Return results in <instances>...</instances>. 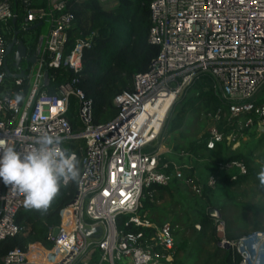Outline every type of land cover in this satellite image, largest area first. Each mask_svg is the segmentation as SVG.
I'll return each instance as SVG.
<instances>
[{"label": "built area", "instance_id": "1", "mask_svg": "<svg viewBox=\"0 0 264 264\" xmlns=\"http://www.w3.org/2000/svg\"><path fill=\"white\" fill-rule=\"evenodd\" d=\"M80 1L83 0L0 3V142L14 145L24 154L35 147L38 136L47 132L63 138L60 147L66 153L76 158V151L83 153L78 160L80 176L75 196L60 211L59 225L48 227L47 241L52 247L14 249L0 262L174 264V228L166 222L156 225L141 216V201L154 203L152 187L174 182L201 197L204 188L216 187L219 176L211 174L201 182L166 161L161 153L166 120L185 90L207 77L210 89L223 106L202 114L209 123L207 150L224 141L229 145L233 133L244 129L264 133V0H151L148 42L159 49L158 55L145 73L133 76L132 91L113 98V116L99 124L94 123L91 102L73 87L76 80L50 75L59 69L78 74L83 51L92 47L98 37L93 32L77 38L66 54L73 26V16L66 8ZM108 1L98 0L101 5ZM12 3L19 5L17 11ZM19 14L22 21L15 31L11 22L17 21ZM45 24L48 33L41 37L39 31ZM12 30L26 53L33 48L35 62L25 71V79H10L4 72L6 32ZM31 34L35 39L27 48L25 36ZM24 83L27 91L23 94ZM50 84L51 94L45 91ZM223 119L235 126L227 136L217 127ZM217 169L234 171L231 180L247 172L240 161L218 164ZM25 210L31 209L24 207L22 194L0 183V242L19 233L15 218ZM87 231L94 232L91 238ZM252 238L253 235L242 237L236 246L222 235L220 251L231 250L238 255L242 252L240 264H251L250 253L258 251L254 253L250 247ZM35 249L36 254L31 253Z\"/></svg>", "mask_w": 264, "mask_h": 264}, {"label": "trees", "instance_id": "2", "mask_svg": "<svg viewBox=\"0 0 264 264\" xmlns=\"http://www.w3.org/2000/svg\"><path fill=\"white\" fill-rule=\"evenodd\" d=\"M3 1L6 0H0V3ZM113 1L115 5L110 10H105L98 0H83L68 5L66 10L73 16V26L69 32L66 54L73 48L77 38H85L93 32H97L98 37L92 47L83 51L82 67L78 74L74 75L61 69L50 72V75L54 74L56 79L67 78L70 80L74 78L76 80L73 83V87L91 102L95 124L108 121L113 116V98L122 92L132 91L133 76L145 73L159 52L156 46L148 42V33L151 25L149 10L151 0ZM12 6L15 11L18 10V4L12 3ZM21 21L22 16L19 14L17 15L15 26L11 23L15 31L19 30ZM13 31L6 36L8 43L15 32ZM32 53L33 48L31 47L28 49V54L31 55ZM11 72H14L13 67ZM51 87L52 85L50 84L45 91L51 94ZM21 88L23 89V94L26 93V83ZM23 94L19 96L21 97ZM261 95L264 96V89ZM71 104L74 105L73 102ZM174 106L177 108L175 115H172L173 112L171 110L165 123V132L169 135L179 134L186 116L197 110L207 113L214 112L219 108L223 109V106L210 89V82L207 77L201 78L200 81H196L187 88ZM73 112L74 108L71 109V113ZM74 123L73 121V126ZM217 127L219 132L227 136L235 126L232 122L228 123L226 119H223ZM251 132L247 129L242 131L247 136ZM206 139L207 135H204L200 140L192 141L185 146L174 144L173 150L181 151L194 160L203 162L209 175L215 174L219 176L217 184L219 183L225 190L244 184L249 178L257 175V171L254 168L255 163L251 156L241 151L230 152V148L225 141L217 144L214 149L207 150L205 147ZM69 149L72 150L73 147L70 146ZM76 154L78 161L83 153L76 151ZM230 161L242 162L247 170L246 175L237 176L235 180H231L232 175L236 174L234 171L218 172V164ZM78 167L80 170L79 164ZM186 175L194 177L192 170ZM77 182L78 180L76 182L70 181L66 185L62 184L47 210L31 209L20 211L15 218V224L20 231L14 237L0 242V259L14 249L26 251L30 245H41L46 249H50L52 243L47 241L48 227L59 225V213L74 198ZM176 183L178 182H174L169 186L154 185L152 189L155 191V202L141 201L139 214L145 216V218L156 225L161 226L164 224L166 215L162 211H158L156 203L164 195L171 194L172 187ZM211 191L204 188L202 195L205 196ZM236 205L244 212L251 211L254 217L264 214V205ZM118 224L120 226V222ZM177 224H179V221L175 219L171 226L174 227ZM199 224L197 231L201 229V233L194 242L193 251L196 250V253L194 254L193 263H197L203 258L200 261L201 264H240L241 258L235 252L231 250L220 251L217 228L213 225L209 215L202 214ZM129 231L137 230L130 228ZM225 237L228 240L237 238L228 229H226ZM211 244L213 252L206 253L203 257L202 249L209 247ZM186 246L183 245L182 247L185 248ZM176 247L177 256L174 264H185V257H180L179 248L177 245ZM189 255H191V251Z\"/></svg>", "mask_w": 264, "mask_h": 264}, {"label": "rangeland", "instance_id": "3", "mask_svg": "<svg viewBox=\"0 0 264 264\" xmlns=\"http://www.w3.org/2000/svg\"><path fill=\"white\" fill-rule=\"evenodd\" d=\"M114 5L115 2L110 0L102 6L105 10H110ZM48 29V25L45 24L39 31V36L45 37L48 33ZM8 35L9 32H6V36ZM34 39L35 34L25 36L27 48L33 44ZM173 107L172 115L174 116L177 108L176 106ZM202 114L203 112L198 110L189 114L186 116L179 134L169 135L166 132V135L164 136L163 133L161 137L163 143L161 153L165 156L166 161L172 162L178 166L184 175L192 170L194 177L201 182L205 181L209 175L203 162L196 161L181 151H174L173 145L178 144L180 146H185L192 141L200 140L207 134L209 123L202 117ZM109 119H111V117ZM230 140L229 145L226 144L229 146L230 152L241 151L251 156L254 160V168L257 171L255 177L249 178L244 184L235 186L229 190H225L218 183L209 194L205 196L202 195L201 197L195 196L188 188L178 182L172 187L171 194L164 195L163 198L156 203L158 211L160 210L165 213L166 223L172 225L175 219L179 221V224L175 225L173 228L175 230V242L179 248L180 257L183 256L186 259L185 264H201L200 261L203 259H200L197 263H193L194 254L196 253V250L193 251V247L196 238L199 237L198 235L201 233V229L200 231L197 230L198 226H200L199 221L202 218V214L210 216L213 225L220 231H217L218 237L225 235L226 229L237 237L232 239V241L236 243V246H238V242L242 237H251L254 234L255 241H264V239H262V237L264 238V214L262 213L254 217L251 211L244 212L236 205H264V186H261L258 179V173L261 169H264V134H259L255 130H252L248 136L244 135L242 132H235ZM81 144H84V141H82ZM211 213H213L212 216ZM215 214H217L219 218L214 217ZM220 224L221 226H219ZM255 241H252L250 246L254 253L258 250V247L256 248L257 241ZM183 245H187L188 247L186 246L183 248ZM236 250L238 249L236 248ZM190 251L191 255H189ZM212 252V244L202 249L203 257L206 253ZM240 255L242 256V252H240ZM256 255H258V258H255ZM241 256L240 258L242 259ZM249 257L251 263L253 260L257 263L259 262L260 257L258 253L255 255L250 253Z\"/></svg>", "mask_w": 264, "mask_h": 264}, {"label": "clouds", "instance_id": "4", "mask_svg": "<svg viewBox=\"0 0 264 264\" xmlns=\"http://www.w3.org/2000/svg\"><path fill=\"white\" fill-rule=\"evenodd\" d=\"M62 142L61 136L45 132L35 139V147L24 154L14 145L0 142V183L11 185L22 194L26 209L47 210L62 184L78 180L77 158L62 150ZM258 179L264 186V169Z\"/></svg>", "mask_w": 264, "mask_h": 264}, {"label": "water", "instance_id": "5", "mask_svg": "<svg viewBox=\"0 0 264 264\" xmlns=\"http://www.w3.org/2000/svg\"><path fill=\"white\" fill-rule=\"evenodd\" d=\"M12 25H15L16 21L15 19L12 20ZM17 33L15 32L12 35L11 41L7 44L6 47V52H5V56H7L8 54H10L12 51L13 52V56H12V60H13V69L14 71H17V74H12V72L10 70H8L5 65H4V72L6 74V76L10 79H16V78H26V75L24 74L25 71H21L18 69V62L21 58H25L26 55V49L23 45V43H17ZM35 62V57L31 56L28 60L27 63L32 65ZM48 77V73L45 74L44 79L47 80ZM119 123V122H118ZM213 215V213H211V216ZM216 218H219V216L217 214H215ZM94 232H100V230H96ZM92 231H87L86 235L88 238H91L93 236ZM255 234L253 235L254 238ZM262 249V248H261ZM259 264H264V251L262 250L261 252V258H260V263Z\"/></svg>", "mask_w": 264, "mask_h": 264}, {"label": "flooded vegetation", "instance_id": "6", "mask_svg": "<svg viewBox=\"0 0 264 264\" xmlns=\"http://www.w3.org/2000/svg\"><path fill=\"white\" fill-rule=\"evenodd\" d=\"M13 52L12 51L10 54H8L7 56H5L4 59V65L5 67L11 71V68L13 66V60H12V56H13ZM31 57V55H28V53H26L25 58H21L18 62V69L21 71H26L29 70L31 65L27 63V60Z\"/></svg>", "mask_w": 264, "mask_h": 264}, {"label": "bare ground", "instance_id": "7", "mask_svg": "<svg viewBox=\"0 0 264 264\" xmlns=\"http://www.w3.org/2000/svg\"><path fill=\"white\" fill-rule=\"evenodd\" d=\"M262 239H264L263 237H262ZM261 240V239H260ZM252 241L254 242L255 241V236H254V238H252ZM257 241V242H256ZM255 242L257 243V246H256V248L258 247V254H259V257L261 258V252H262V250L264 251V241H258V240H256ZM242 246L244 247V243L242 244ZM262 248V249H261ZM36 252V249L33 251V252H31V253H35ZM36 254V253H35ZM252 254V253H251ZM255 258H258V255H256V257ZM258 260V259H257ZM260 263V259H259V262H258V264ZM251 264H257V262L255 261V260H253V262L251 263Z\"/></svg>", "mask_w": 264, "mask_h": 264}]
</instances>
